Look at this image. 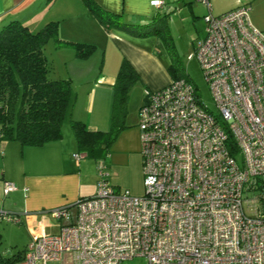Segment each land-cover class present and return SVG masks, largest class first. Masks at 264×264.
Masks as SVG:
<instances>
[{
  "label": "built area",
  "instance_id": "built-area-1",
  "mask_svg": "<svg viewBox=\"0 0 264 264\" xmlns=\"http://www.w3.org/2000/svg\"><path fill=\"white\" fill-rule=\"evenodd\" d=\"M196 1L207 8L205 35L188 58L217 112L185 77L145 89L143 193L112 185L97 161L95 193L49 210L59 229L32 238L10 264H264V32L245 5L213 14L209 0ZM15 189L7 182L3 192Z\"/></svg>",
  "mask_w": 264,
  "mask_h": 264
},
{
  "label": "crops",
  "instance_id": "crops-1",
  "mask_svg": "<svg viewBox=\"0 0 264 264\" xmlns=\"http://www.w3.org/2000/svg\"><path fill=\"white\" fill-rule=\"evenodd\" d=\"M150 1L94 0L100 8L113 14L121 22L136 27L133 33L114 25L105 28L88 11L83 0H0V27L11 20L18 19L25 24L29 20L30 24L35 25L33 28L30 24L27 25L37 31L48 22H57L60 39L93 45V55L97 53L102 57V61L100 69L94 75L95 79L92 83L88 82L87 90L82 94L84 113L79 115L75 109L79 94L75 96L76 99L70 104L67 113L69 112L71 119L84 123L89 130L107 131L105 126L111 121L109 110L112 109L113 85L124 59L128 60L138 73L139 80L136 85H141L144 91L161 89L172 80L168 71L171 56L161 36L154 32H138L140 27L150 24L155 18L165 19L161 16L164 8L169 12H180L186 7L182 0H163L160 7L151 5ZM256 1L237 0L235 6L221 13L244 5L250 8L254 3L259 6ZM174 2L176 6L171 5ZM260 3L264 6V0H260ZM192 7L190 5L188 8L190 12ZM255 23L264 28V19H255ZM166 24L170 34L167 21ZM204 35L194 38L193 45ZM143 102L144 98L142 104ZM137 149L127 148L126 152L136 154L133 173L135 176L142 173L143 177L141 150ZM78 151L74 133L68 140L62 135L60 139L40 146L22 145L17 140L0 137V196L5 195L3 190L7 182L15 184L16 189L7 194H11V199L15 201L13 211L10 212L18 216L20 223L26 226L27 243L38 235L57 231L58 227H55L46 232V222L53 219L48 213L49 210L71 205L78 198L95 193L97 176L85 170L81 161H75L73 154ZM112 185L123 189L116 184ZM127 185L125 189L134 194L129 188L130 183ZM4 204L5 202L1 204L0 211L5 210Z\"/></svg>",
  "mask_w": 264,
  "mask_h": 264
},
{
  "label": "trees",
  "instance_id": "trees-1",
  "mask_svg": "<svg viewBox=\"0 0 264 264\" xmlns=\"http://www.w3.org/2000/svg\"><path fill=\"white\" fill-rule=\"evenodd\" d=\"M83 2L105 28L114 25L129 33L136 31V27L121 22L94 0ZM140 28L139 34L154 32L160 35L170 56L175 53L165 19L155 18ZM51 38L58 45L72 44L78 57L90 56L95 50L91 44L60 39L57 22H48L37 31L18 19L0 27V137L3 139L40 146L62 137V121L73 101V94L69 79L48 77L50 66L43 47ZM168 71L172 79L178 78L173 63ZM138 80V73L124 59L113 85L109 130H89L81 121L71 119L78 149L87 157L91 156L97 162L98 158L104 160L109 155L118 132L126 127L124 118L129 93ZM22 256L23 252L11 257L0 256V264H10Z\"/></svg>",
  "mask_w": 264,
  "mask_h": 264
},
{
  "label": "rangeland",
  "instance_id": "rangeland-1",
  "mask_svg": "<svg viewBox=\"0 0 264 264\" xmlns=\"http://www.w3.org/2000/svg\"><path fill=\"white\" fill-rule=\"evenodd\" d=\"M182 1L184 2V7H186L185 10L180 12H169L164 8L163 13L167 14H165L166 16L163 13L161 15L168 22L170 36L172 37L174 46L175 53H173V57L171 56V63H173V66L175 67V73L177 76L185 77L192 81L200 94V100L210 111L216 113V105L211 96L208 84L204 79L203 71L198 60L195 57L188 58V55L192 53L194 49L192 40L205 34L203 15L207 13V8L201 2L196 0ZM236 1L237 0H209V3L212 7L213 14H217L235 6ZM257 2H259V6L255 3L254 5H250L249 18L255 27L264 32V28H260V26L255 23V19H264V9H262L264 6H262L260 0H257L256 3ZM171 5L176 6L177 4L174 2ZM190 5L191 7L193 6L191 12L188 9ZM27 24H30L29 20H27ZM30 25L33 28L35 23ZM43 50L50 66L48 77L51 79L70 80L73 100L75 96L77 97V94H79L75 109H77L79 115H83L84 104L82 102L84 98L82 99V94L87 90L86 86L88 85V82L92 83L93 79H95L94 75L101 67L102 57L97 55V53L96 55H93L94 52L90 57L87 56L88 58L78 57L73 45H58L53 38L45 43ZM78 69L79 71H77ZM137 83L138 82L134 83L131 89L130 99L127 104L124 119L126 127L118 132L116 140L110 146L109 155L104 159L108 164V166L105 167L104 172L108 174L107 179L112 184H116L125 189L128 187L127 183H130L131 187L129 186V188H131L134 194L140 195L144 191L142 173L139 176H135L133 173V164L137 157L136 154L132 152H126L127 148L133 147L138 148V151L141 150L138 111L145 94L143 87L141 85H136ZM111 112L112 110L110 109V115ZM67 114H69V112ZM67 114L62 121V135L65 140H68L69 137L71 138L73 134L71 128V116L70 114ZM73 120L79 121L74 118ZM105 128L108 130L111 128V121H109L108 126H105ZM78 152L83 153L81 151ZM97 160L98 162L103 161L102 158H98ZM80 161L83 168L88 170V172L93 173L98 179L97 163L94 158L86 156ZM2 201L5 202L3 206L5 210L2 211L8 215L12 214L10 211H13L12 209L15 201L11 199V194L10 196H0V207L1 204H3ZM48 222H46V232H48L50 228L54 229L55 227H58L59 229V220L53 218L51 222ZM27 241L28 233L26 226L23 223H20V221L15 222L8 217L0 218V256L11 257L17 253H22ZM143 263L144 262L141 258H133L124 261L122 264ZM64 264H69V261H65Z\"/></svg>",
  "mask_w": 264,
  "mask_h": 264
}]
</instances>
